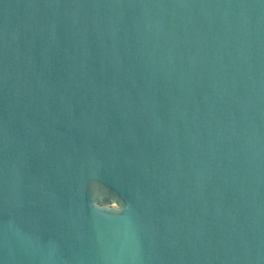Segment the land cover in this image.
<instances>
[{"label": "water", "instance_id": "obj_1", "mask_svg": "<svg viewBox=\"0 0 264 264\" xmlns=\"http://www.w3.org/2000/svg\"><path fill=\"white\" fill-rule=\"evenodd\" d=\"M0 264H264V0H0Z\"/></svg>", "mask_w": 264, "mask_h": 264}]
</instances>
